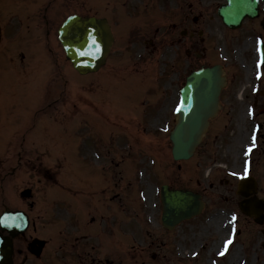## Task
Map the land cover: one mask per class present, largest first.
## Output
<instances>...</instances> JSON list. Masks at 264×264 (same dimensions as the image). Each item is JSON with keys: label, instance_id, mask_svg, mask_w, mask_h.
<instances>
[{"label": "rangeland", "instance_id": "1", "mask_svg": "<svg viewBox=\"0 0 264 264\" xmlns=\"http://www.w3.org/2000/svg\"><path fill=\"white\" fill-rule=\"evenodd\" d=\"M31 1L28 28L20 35L0 34V212L21 208L38 217L41 211H65L64 223L66 211L72 217L79 209L76 199L89 194L103 208L107 196L114 192L118 195L113 208L120 204L119 209L126 207L133 212L140 202L136 191L141 189L147 193V199L142 200L145 211L153 209L156 215L160 183L196 189L202 192L205 203L201 214L177 227L164 244H152L142 251L146 253L143 257H139L138 248L130 250L129 259L132 254L134 262L144 259L145 264H153L148 253L155 252L159 255L157 264H210L204 259L226 236L232 208L239 216L232 225L246 234L252 228V221L239 213L236 181L229 173H240L241 151L249 142L255 121H260L262 128L252 173L258 179L259 195L264 197V94L251 96L249 91L250 87L264 88V75L254 78L252 64L255 37L260 34L264 38L258 21L264 18V6L257 19H247L240 28L231 30L217 21L216 7L224 0ZM45 1L49 4L44 11ZM120 4L126 5V10ZM15 9H1L0 23ZM78 10L107 16L115 32L105 65L83 76L71 67L56 38L62 18ZM200 11L205 16L198 15ZM208 14L213 19H207ZM191 15L198 16L196 24ZM184 29L187 34L194 32L192 39L181 34ZM189 41L193 44L191 57L186 49ZM20 49L24 50L21 64ZM214 62L225 66L229 79L223 96L235 94L230 100L222 99L221 111L210 121L192 157L172 162L168 132L161 128L163 122L173 125L170 110L178 98L176 90L191 68ZM240 85L246 86L241 99V88L237 91ZM252 111L255 117L249 115ZM108 161H112L113 177L106 168H98L97 176L92 177L96 165ZM146 163V171H157V166L162 169L159 175H142L140 170H145ZM135 175L136 189L131 188ZM80 178L81 184L77 182ZM26 187L31 188L27 200L20 197ZM86 211L93 210L86 207ZM142 211L139 207L136 212ZM44 218L58 222L54 214ZM190 224L199 225L190 229ZM200 229L205 231L199 240L188 239L189 232ZM237 241L228 251L231 257L235 253V258L227 261V255L220 264H241ZM199 242L205 243L202 256L191 262L189 254Z\"/></svg>", "mask_w": 264, "mask_h": 264}, {"label": "water", "instance_id": "2", "mask_svg": "<svg viewBox=\"0 0 264 264\" xmlns=\"http://www.w3.org/2000/svg\"><path fill=\"white\" fill-rule=\"evenodd\" d=\"M222 21L230 27H238L245 17L258 13V0H227L218 9ZM58 38L66 57L79 73L95 71L104 62L112 42V35L105 19L68 15L58 29ZM223 84L221 68L218 65L201 67L187 77L180 90V103L177 109L178 120L171 132L174 159L188 158L199 142L207 118L216 109L217 96ZM27 193V192H26ZM164 205L163 221L169 225L188 218L200 211L199 196L186 190H162ZM242 211L252 215L264 211V200L252 197L240 203ZM18 223L13 220L11 224ZM9 225V224H8ZM6 226L9 233L14 225ZM9 241L0 234V261L8 259Z\"/></svg>", "mask_w": 264, "mask_h": 264}, {"label": "flooded vegetation", "instance_id": "3", "mask_svg": "<svg viewBox=\"0 0 264 264\" xmlns=\"http://www.w3.org/2000/svg\"><path fill=\"white\" fill-rule=\"evenodd\" d=\"M191 35H189V40ZM188 50L192 48V43L188 42ZM190 56L191 53L188 52ZM89 216L86 219L85 213ZM97 211H77L76 222L69 225H59L56 230H50L46 224H36L32 222L28 230L20 236L21 238L14 248V263L18 264H128L129 238L136 244L141 245L145 241L143 235H137L139 230L134 226L129 228L125 223L116 225L96 222ZM248 234L245 244V253H249V258L254 263L264 264V223L256 224ZM155 231L149 228L145 232L153 239L150 244L156 242L159 246L161 241L160 228L155 227ZM55 232V233H53ZM131 232V237L129 236ZM44 238L42 248L37 255L30 253L32 248L30 243L37 239ZM17 240V238H16ZM15 240V242H16ZM31 241V242H30ZM132 250L135 244H131ZM144 247L140 246L139 257L144 256ZM152 259L157 258L156 253L150 254ZM143 262V261H142Z\"/></svg>", "mask_w": 264, "mask_h": 264}]
</instances>
